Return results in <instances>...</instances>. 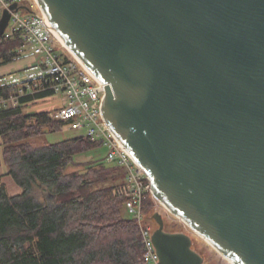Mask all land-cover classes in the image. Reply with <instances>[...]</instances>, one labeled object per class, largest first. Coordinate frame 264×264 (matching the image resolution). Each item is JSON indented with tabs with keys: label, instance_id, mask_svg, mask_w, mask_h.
Instances as JSON below:
<instances>
[{
	"label": "water",
	"instance_id": "water-1",
	"mask_svg": "<svg viewBox=\"0 0 264 264\" xmlns=\"http://www.w3.org/2000/svg\"><path fill=\"white\" fill-rule=\"evenodd\" d=\"M37 1L104 83V119L154 197L233 264H264V0ZM153 219L159 264L204 263Z\"/></svg>",
	"mask_w": 264,
	"mask_h": 264
},
{
	"label": "trees",
	"instance_id": "trees-1",
	"mask_svg": "<svg viewBox=\"0 0 264 264\" xmlns=\"http://www.w3.org/2000/svg\"><path fill=\"white\" fill-rule=\"evenodd\" d=\"M22 37H0V67L19 57ZM18 91L0 87V100ZM49 93L22 97L17 106L0 108V139L8 174L22 189L0 190V264H141L138 224L114 190L125 171L105 159L68 168L76 157L103 147L84 136L35 146L31 139L54 132L70 121L48 112L26 113V106ZM152 196L145 201L149 216ZM125 211L129 213L126 216ZM169 232V231H168Z\"/></svg>",
	"mask_w": 264,
	"mask_h": 264
},
{
	"label": "built area",
	"instance_id": "built-area-1",
	"mask_svg": "<svg viewBox=\"0 0 264 264\" xmlns=\"http://www.w3.org/2000/svg\"><path fill=\"white\" fill-rule=\"evenodd\" d=\"M13 4L28 6L29 10L12 11ZM5 10L11 12V19L3 36L22 37L18 59L33 60L21 71L0 77V87L18 89L8 99L0 100V108L15 107L22 97L51 95L29 103L32 104L48 102L61 95L62 102L47 111L49 118L70 121L73 129L85 132V138L101 142L108 148L106 163L122 168L126 174L124 183L115 188L114 195L125 199V208L138 224L143 249L140 262L159 264L152 239L155 228L144 212L148 196L156 199L152 181L104 119L102 105L107 96L104 83L61 42L37 0H0V19Z\"/></svg>",
	"mask_w": 264,
	"mask_h": 264
},
{
	"label": "rangeland",
	"instance_id": "rangeland-1",
	"mask_svg": "<svg viewBox=\"0 0 264 264\" xmlns=\"http://www.w3.org/2000/svg\"><path fill=\"white\" fill-rule=\"evenodd\" d=\"M28 64V60L25 59H18L13 63L12 68L15 69V72H18V67H25ZM20 68V71L22 70ZM4 71V68L0 69V73ZM62 96L58 95L52 100H49L48 102H55L54 104H59L62 102ZM52 102V103H53ZM44 103V102H43ZM34 105H28L25 108L26 113H32L34 110ZM84 131L81 130H75L70 125L64 126L60 128L57 131L54 132H46L38 137H35L31 139V143L35 146H41L44 144H57L65 140L77 138L84 136ZM108 154V148L107 147H101L99 149L92 150L86 154H83L81 156L76 157L77 163L73 165L72 167L68 168V170H71L72 168H80L82 169L84 165L88 163L89 160L93 159L95 161L105 159V157ZM106 162V161H105ZM107 164V163H106ZM108 166L110 164H107ZM6 183L7 192L9 195H17L21 193L22 189L16 184L14 179L9 176L4 179ZM152 203L153 207L151 209V212H149L148 219L154 226L155 230L158 228L157 223H155L153 216L155 213H158L162 215V218L165 223V230L169 232H183L190 236L193 242V249L198 252L204 259L203 264H233L228 258L223 256L214 246H212L211 243H209L206 239H204L202 236L197 234L195 231H193L189 226H187L184 221L179 219L177 216L172 214L161 202H159L157 199H154L152 197ZM126 216L129 217V213L125 211Z\"/></svg>",
	"mask_w": 264,
	"mask_h": 264
},
{
	"label": "crops",
	"instance_id": "crops-1",
	"mask_svg": "<svg viewBox=\"0 0 264 264\" xmlns=\"http://www.w3.org/2000/svg\"><path fill=\"white\" fill-rule=\"evenodd\" d=\"M25 60H28V64H29L30 62H32L33 59H25ZM12 66H13V63L0 67V69L4 68V71L2 73H0V77H3L7 74L15 72L16 70L13 69ZM20 68L21 67H18L17 70H20ZM54 103L55 102H53V103L52 102H44V103L38 102V103H32V104H28V105H32V106L34 105V107H33L34 110H32L33 111L32 113H38V112H43V111L47 112V111L54 109L56 107V104H54ZM8 172H9L8 168L6 167V165L4 163V159H3L2 140L0 139V190H1L3 185L5 187H7L4 179L9 177ZM6 190H7V188H6Z\"/></svg>",
	"mask_w": 264,
	"mask_h": 264
},
{
	"label": "bare ground",
	"instance_id": "bare-ground-1",
	"mask_svg": "<svg viewBox=\"0 0 264 264\" xmlns=\"http://www.w3.org/2000/svg\"><path fill=\"white\" fill-rule=\"evenodd\" d=\"M60 36V35H59ZM60 40H61V42L62 43H64V40L62 39V38H60ZM63 40V41H62ZM65 44V43H64ZM205 239V238H204ZM210 243V242H209ZM212 244V243H211ZM212 246H214L213 244H212ZM214 248H216L215 246H214ZM216 250H218L223 256H225L218 248H216Z\"/></svg>",
	"mask_w": 264,
	"mask_h": 264
},
{
	"label": "flooded vegetation",
	"instance_id": "flooded-vegetation-1",
	"mask_svg": "<svg viewBox=\"0 0 264 264\" xmlns=\"http://www.w3.org/2000/svg\"><path fill=\"white\" fill-rule=\"evenodd\" d=\"M156 223V222H155ZM192 247H193V245H192Z\"/></svg>",
	"mask_w": 264,
	"mask_h": 264
}]
</instances>
